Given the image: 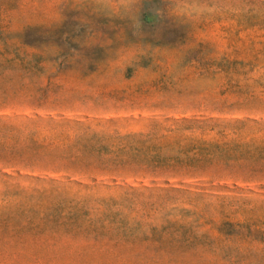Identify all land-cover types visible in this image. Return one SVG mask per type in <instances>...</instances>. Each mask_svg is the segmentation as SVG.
<instances>
[{
  "label": "rangeland",
  "instance_id": "rangeland-1",
  "mask_svg": "<svg viewBox=\"0 0 264 264\" xmlns=\"http://www.w3.org/2000/svg\"><path fill=\"white\" fill-rule=\"evenodd\" d=\"M0 264H264V0H0Z\"/></svg>",
  "mask_w": 264,
  "mask_h": 264
}]
</instances>
